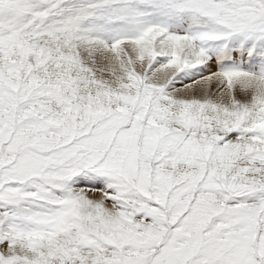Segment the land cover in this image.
I'll return each mask as SVG.
<instances>
[{"label": "snow or ice", "instance_id": "snow-or-ice-1", "mask_svg": "<svg viewBox=\"0 0 264 264\" xmlns=\"http://www.w3.org/2000/svg\"><path fill=\"white\" fill-rule=\"evenodd\" d=\"M0 264H264V0H0Z\"/></svg>", "mask_w": 264, "mask_h": 264}]
</instances>
